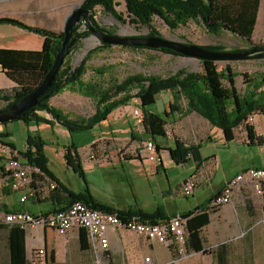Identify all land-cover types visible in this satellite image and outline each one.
<instances>
[{
  "label": "crops",
  "instance_id": "0c3cea01",
  "mask_svg": "<svg viewBox=\"0 0 264 264\" xmlns=\"http://www.w3.org/2000/svg\"><path fill=\"white\" fill-rule=\"evenodd\" d=\"M78 1L80 0H0V18L16 19L26 25L57 34L63 31L68 8H72ZM262 21L264 0H260L255 31H264ZM30 35L37 34L16 26L0 24V49L41 51L44 39L38 35L37 38H30ZM252 63L263 64L258 60ZM228 66L236 73L235 87L238 93L244 96L247 87L243 74L236 72L232 63L224 68ZM224 68L218 67L219 70ZM239 78L242 80L243 91L237 85ZM16 86L0 65V90L10 92ZM175 98L173 92L160 93L155 104L148 108H143L139 100L133 99L127 105L113 110L105 121L95 125L91 129L95 130L93 139L85 146H77L71 142L77 148V154L71 151L70 156L72 162L80 166V171H75L65 160L66 150L71 144L59 147L60 150L53 149L52 163L59 162L69 176L67 178L60 177L50 169L49 165L52 163L46 154V142L44 150L53 178L48 183L60 184L59 191L65 200L62 203H56V199L37 202L29 198L22 203L21 199L29 189L37 188L40 184L34 182L31 175V184L17 191L12 190L10 181L4 179L0 184V219L3 221L6 214L13 212H30L34 216H40L66 210L70 206L67 193L77 196L85 195L86 191L90 192L96 202L115 209L142 211L145 214L160 213L162 218L158 219L159 224L188 214L190 218L198 217L203 209H209L210 211H205L209 224L200 228L202 250L195 251L190 247L189 236L184 244L174 242L166 246L157 241L146 240L141 235L109 227V263L146 264L145 259L150 258L151 264H264V196L246 189L235 194L231 204L212 210L215 199L221 196L231 178L250 168H264V112L252 115L253 122L249 123L255 130L252 139L243 125L235 129L234 139L227 142L223 130L212 125L202 115H182L178 110L187 107L186 100L181 98L176 102ZM91 100L92 98L84 97L78 90L66 87L62 93L50 98L49 103L73 119L87 108ZM94 106L93 114L97 110L96 101ZM172 106L178 110H174ZM145 112L158 114L166 119L165 137L153 138L145 132L142 123ZM39 115L52 120L47 113L40 112ZM25 127L27 134L30 132L29 128L34 134L39 133L40 129H50L54 134L59 130L63 131L62 134H69L58 123L38 126L33 123L29 126L25 124ZM0 132L10 133L11 136L2 141L12 144L18 151L11 130L4 126V129L0 128ZM148 141L156 143L160 160L146 159L144 145ZM177 141L189 151H179L176 159L171 150ZM26 149L18 153H24ZM2 159L1 157L0 161ZM19 160L29 165L25 159ZM194 175L199 178L197 189L191 197L183 196V182ZM198 224L199 221H195L193 226ZM1 225L8 227L4 221ZM2 230L7 233L8 247L9 231L6 228ZM80 237L79 228L70 230L66 235L55 229L27 228V259L30 252L40 248L47 250L48 264H58L61 261L60 255H67L69 248H78L82 253L89 251L92 256L90 248L88 251L81 250ZM182 250L191 256L180 257ZM92 260L94 263L93 256ZM10 263L8 251L4 264Z\"/></svg>",
  "mask_w": 264,
  "mask_h": 264
},
{
  "label": "trees",
  "instance_id": "16d2710c",
  "mask_svg": "<svg viewBox=\"0 0 264 264\" xmlns=\"http://www.w3.org/2000/svg\"><path fill=\"white\" fill-rule=\"evenodd\" d=\"M125 3L130 21L135 25L147 26L151 33L148 36H161L156 28L152 26L154 18H160L171 30L186 26L190 21L200 23L211 35L219 36L224 31L239 37L250 47L252 37L254 36V28L257 21L260 0H122ZM83 8L90 12L89 21L100 32L113 35L115 32L102 27L94 18L97 8H101L104 12L111 14L117 20L121 19V15L117 13L116 0H84ZM0 24L12 25L22 30L35 33L44 39V47L41 51H21V50H5L0 49V65L8 78L17 84L10 92L0 90V102L6 104L5 108L10 107L14 103L20 101L26 95L32 93L42 83L43 79L49 73L58 51L62 47L64 33H53L51 30L39 29L29 26L22 21L10 18H0ZM92 34L85 24L81 22L74 28L70 47L67 57L62 67L59 69L56 79L52 86L40 98L38 105L22 114L18 118L19 122H24L26 126L58 123L69 132L70 135L91 130L95 125L105 121L108 115L121 106L133 99L139 100L143 108H148L155 104L156 97L160 93L167 91L173 92L176 96V102L184 98L187 103L185 109H174L188 115L198 113L208 119V121L223 130L225 140L231 142L234 139V131L237 127L245 125L250 139L253 138L254 126L247 123L249 116L264 112V77H250L243 74L246 85V93L242 96L238 93L236 84V73L230 66L219 70L218 62L210 60H202L200 72H189L180 70L168 77L160 75L135 74L129 75L127 78L118 83H113L105 88L103 84L97 82H84V77L88 71V64L93 55L112 45L103 44L95 50L89 51L85 58L75 68L65 67L67 58L79 47L83 40L88 39ZM191 44V43H188ZM126 47V46H125ZM211 51H223L225 48L221 45L203 46ZM249 47V48H250ZM258 47H264L258 46ZM132 49L142 50L147 48ZM150 50V49H147ZM162 52L165 55L184 58L178 53L171 50L161 49L152 50ZM99 76H103L106 72L103 69H94ZM67 88L78 90L84 97L92 98L97 102V110L88 119H72L60 109L52 107L49 103L50 98L62 93ZM261 89V90H260ZM4 108V109H5ZM40 112L49 114L52 120L43 118ZM165 116V115H164ZM145 132L154 137H165V129L167 121L158 114L143 113L142 120ZM3 125V124H2ZM8 125V124H4ZM9 132H0V140L10 137ZM46 140L40 134L28 132L27 149L24 153H19L18 158L25 159L29 165L39 170L38 174H32L34 182L39 183V187L34 189H43L53 181L48 169V160L45 154ZM177 141L171 154L177 159L178 152L189 151ZM14 148L12 144L9 145ZM71 151L77 154V148L74 144L66 150V162L75 171H80V166L72 162L70 156ZM37 177V178H36ZM49 180V181H48ZM46 183V184H45ZM56 189L47 192L45 199L38 198L36 201L56 199V203H62L64 196L59 191V185ZM70 205L80 201L93 210L109 212L117 214L120 217L131 218L139 216L143 221L158 223V219L162 218L159 213L145 214L142 211H127L112 208L110 205H103L95 201L89 191L85 195L77 196L68 194ZM209 209H203L201 215L190 218V214L177 217L182 220L187 219L186 229L189 236L190 247L195 251L202 250L200 243V228L209 224V217L206 214ZM173 220V218H171ZM169 219V220H171ZM176 219V218H175ZM168 220V221H169ZM195 221H199L197 226H193ZM159 224V223H158ZM8 229V249L11 258L10 264H29L26 256L25 236L26 230L9 226L0 225V230ZM80 245L82 251L89 250L86 232L81 229Z\"/></svg>",
  "mask_w": 264,
  "mask_h": 264
},
{
  "label": "rangeland",
  "instance_id": "374dc122",
  "mask_svg": "<svg viewBox=\"0 0 264 264\" xmlns=\"http://www.w3.org/2000/svg\"><path fill=\"white\" fill-rule=\"evenodd\" d=\"M118 6H116L117 13L121 15V19L124 21L117 20L114 16L109 13L104 12L101 8H97L95 11V20L104 28L110 29L115 33L116 36H144L151 33V30L147 26L135 25L130 21L129 15L127 13L125 3L122 0H116ZM82 1L75 2L74 6L79 5ZM72 6V7H74ZM66 9V8H65ZM71 9L70 7L68 10ZM264 28V21H262ZM152 26L158 30L163 39L178 41L183 44H195L199 46H216L221 45L226 51L236 50V49H247L250 47L249 44L242 41L241 38L236 37L227 31H224L219 36L211 35L202 25H197L195 21H190L186 26L179 27L176 30H171L164 21L160 18H154ZM30 38H37V35H30ZM101 45L100 41L95 36H90L88 39L83 40L79 47L67 58L65 67L75 68L82 60L85 58L86 54L95 50ZM251 45H264V31L256 30L254 36L252 37ZM254 60L248 61H235V62H218L219 68H224L228 63H232L235 67V71L241 74H247L250 77L263 76L264 73V59L258 60L262 61L263 64L252 63ZM201 62L194 58H179L171 55H165L162 52L140 49L135 50L132 47L124 46H112L111 48L104 49L102 51L96 52L88 64V71L84 77L86 82H98L103 84L105 88L111 86L113 83H118L127 78L129 75L135 74H147V75H160L162 77H168L177 71L182 69L189 72H200ZM103 69L105 74L99 76L98 73L94 72V69ZM244 81V79H243ZM242 80L238 79V87L243 91L241 87ZM95 100H91L90 104L84 111L79 112L74 116V119H88L92 116L95 110L94 106ZM6 104L0 102V109H4ZM45 114V112H43ZM88 116V117H87ZM8 127L15 138V145L18 151H23L27 148V128L25 124L16 120L8 125ZM4 126L0 124V128L4 129ZM31 133H34L29 128ZM50 132V129H40L39 133L47 142L48 148L46 154L48 155L51 163L52 161V151L53 149L60 150L63 145L67 146L74 142L77 146H85L93 139L95 130L83 131L73 135L62 134L63 131L56 132L55 134ZM68 133V132H67ZM61 147V148H59ZM50 169L53 170L60 177L67 178L64 169L59 162L49 165ZM77 180L75 179V182ZM4 219V218H3ZM3 223L0 219V225ZM6 231L0 230V264H4L7 255L8 247L6 243ZM91 252L82 253L77 249L69 248L68 253L61 254V261L58 264H94L92 260ZM106 264H110L109 261Z\"/></svg>",
  "mask_w": 264,
  "mask_h": 264
},
{
  "label": "built area",
  "instance_id": "2783aa9c",
  "mask_svg": "<svg viewBox=\"0 0 264 264\" xmlns=\"http://www.w3.org/2000/svg\"><path fill=\"white\" fill-rule=\"evenodd\" d=\"M248 123L253 122L249 116ZM3 140V139H2ZM0 140V184L4 179L11 183L12 190H20L31 184L33 174H38L39 170L31 165L23 164L18 156L19 153L4 141ZM146 159L149 161L160 160L156 151V143L148 141L144 145ZM199 185L197 175L188 177L181 186V194L191 197ZM56 184H48L43 189H29L27 194L21 199L25 203L29 198L37 200L39 197L45 199L47 192L56 189ZM246 189H252L258 196H264V168H250L231 178L224 187L223 198L212 210L224 207L233 202L235 194ZM4 223L9 226H16L22 229L43 227L55 229L60 234L66 235L74 228L83 229L87 235L89 248L92 251L94 264H106L110 244L107 231L110 228H118L141 235L146 240L157 241L166 246L174 242L184 244L188 238L186 220H177V224H158L143 221L139 216L123 218L117 214L103 213V211L90 210L86 204L77 201L66 210H61L52 214L34 216L30 212H13L5 215ZM180 257L191 256L184 250L180 252ZM29 264H48L47 250L40 248L30 252L28 256ZM146 264H151L150 258L145 259Z\"/></svg>",
  "mask_w": 264,
  "mask_h": 264
},
{
  "label": "water",
  "instance_id": "95a60500",
  "mask_svg": "<svg viewBox=\"0 0 264 264\" xmlns=\"http://www.w3.org/2000/svg\"><path fill=\"white\" fill-rule=\"evenodd\" d=\"M90 12L83 8L82 3L69 9L67 15L64 17L63 33L65 35L62 42V47L58 51L55 63L51 67L49 73L43 79L40 86L35 89L32 93L26 95L20 101L14 103L6 109H0V124H9L21 118L22 114L29 109L36 107L40 102V98L48 91L52 86L54 79H56L59 69L62 67L67 53L69 50L70 41L72 38V32L74 28L83 22L85 27L89 29L92 36L98 38L100 43L109 44L112 46H126V47H137L147 48L150 50H161L167 49L175 53H178L184 58H194L199 61L210 60L215 62H235V61H248L251 59H264V47L253 46L247 49H236L231 51H211L205 49L203 46L195 44H183L178 41H171L163 39L161 36H116L108 35L100 32L96 29L89 21Z\"/></svg>",
  "mask_w": 264,
  "mask_h": 264
},
{
  "label": "bare ground",
  "instance_id": "6f19581e",
  "mask_svg": "<svg viewBox=\"0 0 264 264\" xmlns=\"http://www.w3.org/2000/svg\"><path fill=\"white\" fill-rule=\"evenodd\" d=\"M223 194H224V190H223V192H222V194H221V196H219V197H217L216 199H215V202H214V205H218L219 204V201L223 198ZM90 210H93L92 208H90ZM95 211H98V210H95ZM103 213H109V212H103ZM177 220H182L181 218H176V219H171V220H169V221H167V222H165V223H163V224H177Z\"/></svg>",
  "mask_w": 264,
  "mask_h": 264
},
{
  "label": "flooded vegetation",
  "instance_id": "af4514ba",
  "mask_svg": "<svg viewBox=\"0 0 264 264\" xmlns=\"http://www.w3.org/2000/svg\"><path fill=\"white\" fill-rule=\"evenodd\" d=\"M251 48V47H250ZM6 109V108H5Z\"/></svg>",
  "mask_w": 264,
  "mask_h": 264
}]
</instances>
